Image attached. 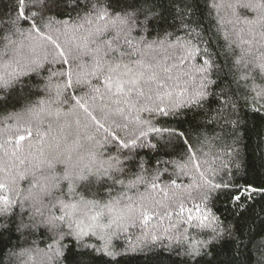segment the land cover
<instances>
[{"label":"snow or ice","instance_id":"obj_1","mask_svg":"<svg viewBox=\"0 0 264 264\" xmlns=\"http://www.w3.org/2000/svg\"><path fill=\"white\" fill-rule=\"evenodd\" d=\"M220 7L217 0H205L203 7L199 0H15V15L0 20L30 41L28 54L17 49L20 58L10 65V72L0 75V92L5 93L0 96V110L34 96H48L9 117L16 122L3 130L5 143H15L17 151L22 142H28L29 147L54 148L58 151L56 163L64 166L61 173L46 175L40 164L46 163L49 170L55 164L41 160L28 195L22 196L17 184L24 174H14L9 163L16 152L5 153L8 161H0V190L6 193L0 195V219L10 217L17 231L40 230L47 236L51 240L44 253L47 264H63L67 259L72 264H98L105 256L111 259L103 264H119L116 257L121 254L109 244L98 246L88 240L104 228L127 232L136 226V219L146 226L153 218L161 219V214L146 207L148 198L141 196L136 219L119 217L101 225V213L95 212L99 202L85 199L78 189L91 192L95 187L93 195L110 196L117 186L132 190L146 185L152 192H164L157 181L173 175L169 168L176 169L175 176L191 181L181 185L170 179L165 184V188L185 189L182 196L173 192L179 213L186 214L181 223H195L197 232L205 234L203 240L187 238L184 264H241L237 254L242 255L256 236L264 235L261 228L255 235L250 229L245 236L242 217L233 225L208 211L209 201L235 202L240 207L253 194L264 195V182L257 186L245 180L241 184L226 166L218 169L202 159L201 130L210 116L202 123L188 117L192 112L207 116L205 104L211 103L236 113L237 89L231 85L238 81L226 84L228 76L221 73L226 65H240L245 55L255 52L264 57V51L256 47L255 31L257 25H264V0H230L227 7L239 26L234 40L224 29ZM205 9L211 21L208 24ZM70 11L77 13L76 23L55 20ZM242 13L257 18L249 20ZM54 22L64 26L62 33L57 30L56 39L49 32ZM21 23L28 27L22 29ZM259 35L264 41V33ZM239 79L246 83L248 77ZM251 91L255 93L253 104L264 100V89L253 87ZM241 99V108L247 106V98ZM53 104L57 105L54 115L62 122L55 127L49 124L45 130L40 116L51 114ZM65 106L67 111L62 110ZM84 144L94 148L81 155ZM108 146L112 151L105 152ZM178 155L183 162L171 159ZM147 173H152L151 181L145 179ZM56 192L60 195L45 204L44 197ZM185 202L192 207H185ZM105 207L110 209L111 204ZM7 231L8 225H0V238ZM152 239L160 237L153 235ZM30 253L24 249L20 255L31 259ZM222 254L228 258L219 259Z\"/></svg>","mask_w":264,"mask_h":264},{"label":"trees","instance_id":"obj_2","mask_svg":"<svg viewBox=\"0 0 264 264\" xmlns=\"http://www.w3.org/2000/svg\"><path fill=\"white\" fill-rule=\"evenodd\" d=\"M217 2L221 3L220 16L224 29L229 38L234 40L239 26L236 25V17L232 14L231 9L227 7L230 0H217ZM14 3L15 0H0V14H3L0 20H6L9 15H15ZM199 3L203 7L205 0H199ZM241 16H247L249 20L257 18L253 14L248 13H242ZM204 18L206 24L211 23L206 9ZM171 19V16H169V23H171ZM55 20H65L73 24L78 21V16L76 12L70 11L63 17L56 16ZM0 27L4 28V31L0 32V75H4L12 70L10 65H13L20 58L17 49H20L25 55L28 54L30 41L26 36L15 33L8 25L0 24ZM20 27L23 29L27 28L28 25L21 23ZM57 30L62 33L64 26L60 23H52L49 32L54 39H56ZM255 31L257 33L256 47L264 51V41L260 39L259 35L264 33V25H257ZM5 36L8 39H3ZM245 38L249 39L250 37L245 36ZM63 39L64 37L61 36V40ZM237 56H239L238 50ZM88 59L86 56L84 62L87 63ZM261 65H264V57L254 52L252 55H245L241 64L236 67L226 65L225 72L221 73V75L227 74L228 76V79L225 80L226 84L232 79L238 81V83L231 85L232 88L237 89L235 92L237 101L236 113H231L230 109L220 103L205 104L204 110L207 116L196 115L195 112L188 113L189 119L195 117V122L201 123L210 116L206 127L201 130L203 135L200 139L199 148L205 154L202 159H208L218 169L223 170L226 166V170L234 178H240L241 184L248 180L257 186L264 182V107H262L264 100L253 104L252 97L255 93L251 89L253 87L264 89V68ZM241 75L248 77L246 83L239 79ZM4 94V92H0V96ZM241 97H246L248 100V105L242 108L241 105L244 104V100ZM47 98V94H42L39 97L34 96L29 100L22 101L20 104L0 110V161H8V156L5 153L11 155L12 152H16V155L11 157L9 163L14 174H24V179L19 180L17 184L22 196L28 195V190L31 184L34 183L33 172L41 160H51L55 164L53 170H49L46 163L40 164L41 170L46 175H52L53 171L61 173L64 166L56 163L58 151L54 148L29 147L28 142H22L21 149L17 151L15 143H5L7 134L3 130L15 124V119L9 118L14 113L23 112L26 107L35 104L37 100H45ZM253 108H258L260 111L254 112ZM56 110L57 105L53 104L51 106V114L49 112L41 113L40 119L45 130L49 124L55 127L58 122H62L58 121L54 115ZM62 110L67 111V107H63ZM237 128L238 132L236 131ZM32 143L34 144L35 141ZM63 146L64 142H61V149ZM93 148V145L84 144L80 149V154L83 155ZM108 151H112L111 146L106 147L105 152ZM73 159H76L75 155ZM171 159L183 162L179 155L171 157ZM168 171L173 173L171 177L164 176L157 181L160 188L164 189V192H152L146 185H139L132 190L117 186L110 196L93 195L96 192L95 187L91 189V192H84L83 189H78V191L83 193L85 199L99 202L95 212L101 213L99 217L101 225L106 226L111 220L119 217L131 216L136 219L141 210V196L148 198L145 206L156 213H160L162 217L159 220L153 218L146 226L139 219H136V226L129 227L127 232L114 227L111 229L104 228L97 231L96 235L88 240V243L98 246H103L105 243L109 244L111 250L121 254L116 257L119 260V264H184L185 256L182 253L184 244L188 242L187 238L203 240L205 239V234L197 232L195 223L190 225L181 223L182 219H186V214L179 213L177 207L179 201L173 197V192L182 196L185 189L165 188V184L169 183L170 179H175L177 184L181 185H187L191 181L186 176H175L176 169L169 168ZM36 175L39 176V172H36ZM145 179L151 181L152 173L145 174ZM33 191L39 195L38 189ZM165 193L167 194L165 195ZM4 194L6 193L0 190V195ZM59 195L60 193L56 192L51 196L44 197V203L47 204ZM63 198L66 202L69 200L66 195ZM76 199H79V197ZM117 200L119 203H115ZM196 203H199V201H196ZM108 204H111L110 209L105 207ZM129 205H131V212L129 211ZM25 207H28V203L25 204ZM185 207L190 208L192 204L185 202ZM165 211L172 213V215L164 216L163 213ZM208 211L226 223L233 225L242 217V222L245 223V236L249 234L250 229L252 234L255 235L259 229L264 228V195L253 194L251 199L243 200L240 207H236L235 202L227 204L220 201H215L214 203L209 201ZM16 219L18 222L19 216ZM24 222H29L27 216L24 217ZM2 224L8 225L9 231L5 232L3 237L0 238V264H47V257L44 253L47 251V243H51L47 236L42 235L40 230L17 231L16 224L13 223L10 217L0 219V225ZM153 235L159 236L160 239L154 241L152 239ZM167 237H172V239ZM261 240H264V235L256 236L255 241L249 244L242 255L237 254V259L241 264H264V243H261ZM177 241H180V243H177ZM245 243H247V240H245ZM24 249L31 250V259L27 255H20ZM227 258V255L224 254L219 257V259ZM109 259L111 258L105 256L103 261ZM103 261H99L98 264H103ZM53 264H61V262L54 261ZM63 264H72V261L67 259L63 261Z\"/></svg>","mask_w":264,"mask_h":264}]
</instances>
